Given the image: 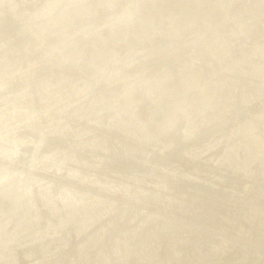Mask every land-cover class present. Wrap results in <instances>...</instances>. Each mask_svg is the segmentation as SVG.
Here are the masks:
<instances>
[{
    "label": "rangeland",
    "instance_id": "rangeland-1",
    "mask_svg": "<svg viewBox=\"0 0 264 264\" xmlns=\"http://www.w3.org/2000/svg\"><path fill=\"white\" fill-rule=\"evenodd\" d=\"M262 211L264 0H0V264H264Z\"/></svg>",
    "mask_w": 264,
    "mask_h": 264
},
{
    "label": "bare ground",
    "instance_id": "bare-ground-1",
    "mask_svg": "<svg viewBox=\"0 0 264 264\" xmlns=\"http://www.w3.org/2000/svg\"><path fill=\"white\" fill-rule=\"evenodd\" d=\"M31 1V0H30ZM36 1V0H35ZM41 1V0H40ZM189 1V0H188ZM182 2V1H181ZM191 2V1H190ZM180 3V2H179ZM36 4V3H35ZM204 4V3H203ZM27 5V4H26ZM229 5V4H228ZM173 7V6H172ZM39 8V7H38ZM166 8V7H165ZM214 8V7H213ZM218 8V7H217ZM11 9V8H10ZM189 9V8H188ZM7 10V9H6ZM30 10V9H29ZM98 10H100V9H98ZM3 11V10H2ZM9 11V10H8ZM12 12V11H11ZM155 12V11H154ZM32 14V13H31ZM101 14V13H100ZM185 14V13H184ZM27 15V14H26ZM30 15V14H29ZM97 15V14H96ZM187 15H189V14H187ZM4 16V15H3ZM7 16V15H6ZM8 18V17H7ZM97 18V17H96ZM102 18V17H101ZM26 19V18H25ZM202 20V19H201ZM5 23V22H4ZM7 28V27H6ZM11 28V27H10ZM193 37V36H192ZM203 38V37H202ZM30 39V38H29ZM28 39V40H29ZM193 39V38H192ZM194 40V39H193ZM197 40V39H196ZM203 40V39H202ZM208 40V39H207ZM21 41V40H20ZM24 41V40H23ZM189 41H190V39H189ZM31 42V41H30ZM79 43V42H78ZM30 44V43H29ZM157 44V43H156ZM155 44V45H156ZM175 44V43H174ZM195 44V43H194ZM50 45V44H49ZM80 45V44H79ZM166 45V44H165ZM194 46V45H193ZM205 46V45H204ZM165 48V47H164ZM187 48V47H186ZM33 49V48H32ZM70 49H71V47H70ZM171 49V48H170ZM195 50V49H194ZM179 51V50H178ZM205 51V50H204ZM89 52V51H88ZM91 52V51H90ZM207 52V51H206ZM170 54V53H169ZM208 55V54H207ZM154 56V55H153ZM152 56V57H153ZM168 58V57H167ZM179 58V57H178ZM56 60V59H55ZM160 60V59H159ZM152 63V62H151ZM167 63V62H166ZM157 64V63H156ZM165 64V63H164ZM180 64V63H179ZM168 65V64H167ZM141 66V65H140ZM143 67V66H142ZM209 69V68H208ZM20 71V70H19ZM131 71V70H130ZM154 73V72H153ZM90 76H91V74H90ZM150 76V75H149ZM196 79V78H195ZM13 88V87H12ZM50 88V87H49ZM9 90V89H8ZM14 91V90H13ZM146 91V90H145ZM30 92V91H29ZM10 93V92H9ZM34 95V94H33ZM29 96V95H28ZM138 98V97H137ZM144 98V97H143ZM22 102V101H21ZM33 102V101H32ZM76 102V101H75ZM32 106V105H31ZM68 106V105H67ZM69 108V107H68ZM67 109V108H66ZM27 110V109H26ZM77 110V109H76ZM63 112V111H62ZM68 112V111H67ZM82 112V111H81ZM70 113V112H69ZM59 114V113H58ZM141 117V116H140ZM145 117V116H144ZM50 119V118H49ZM45 123V122H44ZM41 128V127H40ZM35 129V128H34ZM70 131V130H69ZM71 133V132H70ZM40 135V134H39ZM71 135V134H70ZM56 138V137H55ZM59 138V137H58ZM52 141V140H51ZM64 142V141H63ZM68 144V143H67ZM56 146V145H55ZM63 146V145H62ZM24 147V146H23ZM54 147V146H53ZM47 149V148H46ZM31 155V154H30ZM128 162V161H127ZM253 165V164H252ZM138 168V167H137ZM262 168V167H261ZM142 169V168H141ZM263 171V170H262ZM260 175V174H259ZM76 181V180H75ZM232 182V181H231ZM241 183V182H240ZM81 185V184H80ZM197 185V184H196ZM195 187V186H194ZM216 188V187H215ZM189 189V188H188ZM160 190V189H159ZM178 191V190H177ZM98 192V191H97ZM255 192V191H254ZM157 193V192H156ZM171 193V192H170ZM158 194V193H157ZM167 194H169V193H167ZM252 194V193H251ZM166 195V194H165ZM204 196V195H203ZM214 196V195H213ZM212 196V197H213ZM258 196V195H257ZM158 197V196H157ZM180 197V196H179ZM147 199V198H146ZM157 199V198H156ZM148 200V199H147ZM172 200V199H171ZM250 200V199H249ZM204 201H205V199H204ZM207 202V201H206ZM151 203V202H150ZM259 203V202H258ZM153 204V203H152ZM157 204V203H156ZM155 205V204H154ZM206 205V204H205ZM263 205V204H262ZM151 206V205H150ZM223 207V206H222ZM253 209V208H252ZM151 210V209H150ZM199 210V209H198ZM213 210V209H212ZM206 211V210H205ZM46 212V211H45ZM153 212V211H152ZM201 212V211H200ZM215 212V211H214ZM264 211H262V213H263ZM216 213V212H215ZM154 214V213H153ZM258 214V213H257ZM197 215V214H196ZM199 215H201V214H199ZM218 215V214H217ZM160 216V215H159ZM203 217V216H202ZM213 217V216H212ZM208 218V217H207ZM173 219V218H172ZM256 219V218H255ZM162 220V219H161ZM264 220V219H263ZM262 220V221H263ZM165 221V220H164ZM202 221V220H201ZM191 222V221H190ZM163 224V223H162ZM183 224V223H182ZM158 225V224H157ZM180 225V224H179ZM202 226H204V225H202ZM245 227V226H244ZM243 227V228H244ZM248 227V226H247ZM178 228V227H177ZM83 229V228H82ZM98 229V228H97ZM188 229V228H187ZM190 229H191V227H190ZM195 229V228H194ZM199 229V228H198ZM111 233V232H110ZM91 234V233H90ZM259 235V234H258ZM112 238V237H111ZM191 239V238H190ZM88 240V239H87ZM226 241V240H225ZM229 241V240H228ZM74 242V241H73ZM185 242V241H184ZM183 243V242H182ZM181 247V246H180ZM245 256H246V254H245ZM262 257V256H261ZM264 259V258H263ZM243 261V260H242ZM261 262V261H260ZM252 264V263H251Z\"/></svg>",
    "mask_w": 264,
    "mask_h": 264
}]
</instances>
